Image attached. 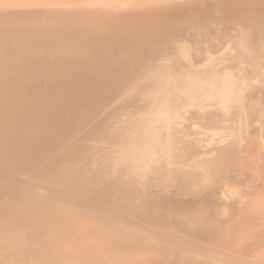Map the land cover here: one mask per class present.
Returning <instances> with one entry per match:
<instances>
[{
  "label": "bare ground",
  "instance_id": "1",
  "mask_svg": "<svg viewBox=\"0 0 264 264\" xmlns=\"http://www.w3.org/2000/svg\"><path fill=\"white\" fill-rule=\"evenodd\" d=\"M0 264H264V0H0Z\"/></svg>",
  "mask_w": 264,
  "mask_h": 264
}]
</instances>
